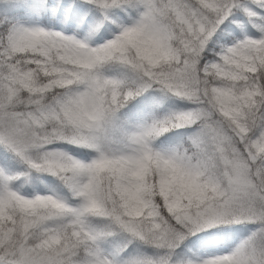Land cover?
<instances>
[{
  "label": "snow or ice",
  "instance_id": "6c2138e0",
  "mask_svg": "<svg viewBox=\"0 0 264 264\" xmlns=\"http://www.w3.org/2000/svg\"><path fill=\"white\" fill-rule=\"evenodd\" d=\"M0 264H264V0H0Z\"/></svg>",
  "mask_w": 264,
  "mask_h": 264
}]
</instances>
